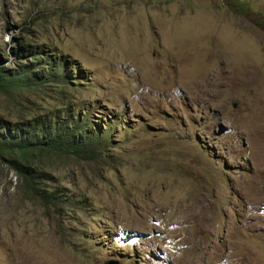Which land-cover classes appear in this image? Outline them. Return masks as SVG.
<instances>
[{
  "label": "rangeland",
  "instance_id": "374dc122",
  "mask_svg": "<svg viewBox=\"0 0 264 264\" xmlns=\"http://www.w3.org/2000/svg\"><path fill=\"white\" fill-rule=\"evenodd\" d=\"M19 61L62 81L0 92L1 134L97 155L35 159L45 201L0 152V264H264V0H0Z\"/></svg>",
  "mask_w": 264,
  "mask_h": 264
},
{
  "label": "trees",
  "instance_id": "16d2710c",
  "mask_svg": "<svg viewBox=\"0 0 264 264\" xmlns=\"http://www.w3.org/2000/svg\"><path fill=\"white\" fill-rule=\"evenodd\" d=\"M236 7L244 8L245 6L239 2ZM19 63L15 68L0 67L1 93L14 97L22 89L33 88L36 84L39 87H44L38 89H45L62 81H54L53 74H48L42 69L37 70L38 67L31 62L19 61ZM36 71L39 72L38 75ZM42 82H46L45 85ZM49 122L47 119L33 118L24 126L15 124L16 134L14 136L11 135L13 129L8 128L5 133L1 134L2 127H0V152L10 156L9 160L23 180L25 189L45 201H51V198L45 193L47 189L41 187L47 178L38 171V165L34 164L35 159L46 152L82 155L85 158L97 155L89 140H85L82 135L80 130L82 122L78 121V126L71 128L66 124L52 128L51 125H48ZM39 125L46 129L41 131Z\"/></svg>",
  "mask_w": 264,
  "mask_h": 264
},
{
  "label": "water",
  "instance_id": "95a60500",
  "mask_svg": "<svg viewBox=\"0 0 264 264\" xmlns=\"http://www.w3.org/2000/svg\"><path fill=\"white\" fill-rule=\"evenodd\" d=\"M105 264H120V263L116 260H109Z\"/></svg>",
  "mask_w": 264,
  "mask_h": 264
},
{
  "label": "bare ground",
  "instance_id": "6f19581e",
  "mask_svg": "<svg viewBox=\"0 0 264 264\" xmlns=\"http://www.w3.org/2000/svg\"><path fill=\"white\" fill-rule=\"evenodd\" d=\"M253 118H254V117H253ZM253 118H252V119H253ZM254 123H255V122H254ZM259 130H260V129H259Z\"/></svg>",
  "mask_w": 264,
  "mask_h": 264
}]
</instances>
